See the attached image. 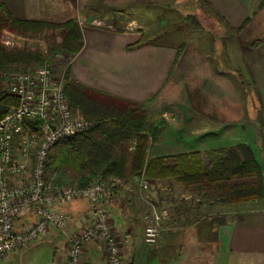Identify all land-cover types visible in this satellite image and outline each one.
Instances as JSON below:
<instances>
[{"label":"crops","instance_id":"1","mask_svg":"<svg viewBox=\"0 0 264 264\" xmlns=\"http://www.w3.org/2000/svg\"><path fill=\"white\" fill-rule=\"evenodd\" d=\"M188 1L0 0V4L21 21L87 23L80 28L83 47L69 60L75 83L141 104L159 118L155 121L159 125L170 119L171 111L179 110L185 127L200 126L189 135H214L225 128L234 131L246 118L251 123L253 116L264 111V0H196L197 8L210 18L197 26L186 18L189 9L178 6L190 7ZM177 9L179 20H185L178 40L161 32L170 28ZM169 128L152 149V157L203 151L183 146L180 132L170 139ZM228 133L223 134L232 140L234 134ZM136 184L115 180V190L106 200L111 228L127 264H236L232 258L237 253L264 257L262 209L233 219L172 213L158 244H145L146 207L136 197ZM93 207L88 200L56 205L68 215L71 235L91 222ZM56 235L60 233L55 228L46 234L50 240H56ZM61 251L57 264L65 262V248ZM84 259L85 264H108L104 244L93 242L85 248Z\"/></svg>","mask_w":264,"mask_h":264},{"label":"trees","instance_id":"2","mask_svg":"<svg viewBox=\"0 0 264 264\" xmlns=\"http://www.w3.org/2000/svg\"><path fill=\"white\" fill-rule=\"evenodd\" d=\"M4 29L33 37L58 31V34L47 37L50 51H63L72 57L83 47L82 32L76 21L62 25L21 21L0 4V35ZM57 38L61 39L60 43H57ZM259 45L257 43L254 47ZM40 60L39 52L9 49L0 42V120L19 105L1 74L20 71L21 67L28 70L31 64ZM65 80V91L73 112L88 121L91 129L85 134L62 140L55 147L49 157L47 174L55 175L61 181L68 176V182L80 186H87L97 178L114 185L115 180L137 182L146 170L149 178L171 177L201 199L229 203L264 199L261 167L249 147L239 145L224 149L220 155L208 152L209 164L206 166L202 163L201 152L152 160V147L148 140L158 137L160 127H150V121L142 114L141 104L122 101L75 83L70 78L69 69ZM27 220L21 221L20 227L32 222L29 217Z\"/></svg>","mask_w":264,"mask_h":264},{"label":"built area","instance_id":"3","mask_svg":"<svg viewBox=\"0 0 264 264\" xmlns=\"http://www.w3.org/2000/svg\"><path fill=\"white\" fill-rule=\"evenodd\" d=\"M1 78L19 105L0 120V262L55 228L68 238L64 264H84L85 248L96 241L104 244L108 264H127L106 206L115 186L101 178L80 186L47 174L55 147L91 129L88 121L73 112L64 77L56 76L51 65L43 64L36 70L3 73ZM142 183L148 187L147 181ZM75 199L88 200L94 207L91 222L71 235L69 217L56 205ZM26 217L32 222L20 227ZM166 220L168 217L155 216L149 222L146 244H156Z\"/></svg>","mask_w":264,"mask_h":264},{"label":"rangeland","instance_id":"4","mask_svg":"<svg viewBox=\"0 0 264 264\" xmlns=\"http://www.w3.org/2000/svg\"><path fill=\"white\" fill-rule=\"evenodd\" d=\"M188 2L190 4V7L188 8L185 7L184 4H180L178 6L183 9H189L187 15L188 17H186L187 20L189 21V24L191 25L196 24L197 26V24L201 20H204V23L210 21V18L206 17L205 15L206 13L203 14V12L197 8L200 6V4L196 0H189ZM178 12H179L178 9L175 10V12H173L174 17L171 20L172 25L170 26V28L161 29V32L167 31L169 34H172L176 38V40H178L180 36L181 33L180 31L183 27V22L185 21L184 19L179 20V17L181 15ZM127 21L128 22L131 21L130 16H127ZM86 24L87 23L83 21L82 23L80 22V24L78 25L81 28L83 25ZM141 32L143 31L141 30ZM50 34H58V31H54V33L50 32L48 34H42L40 36L33 37L30 35L23 36L4 29L0 35V42L9 49L18 48L23 50H29L32 52H39L42 56V60L36 61L33 64H31L29 69L36 70L43 64H49L52 66L56 76L64 77V79H66L67 71L69 69V60L72 56L71 54L63 51L51 52L49 47V42L47 41V37ZM60 42L61 39L57 38V43ZM21 69L23 70V67H21L19 70ZM178 94L179 91L176 88L174 95H176L177 101L179 100ZM174 101L175 100L172 101V104L174 103ZM14 108H12V110ZM143 113L146 115L145 118L147 119V121L148 122L150 121V127H154V128L160 127L158 137L155 140H152L151 138L148 140V144L152 147V149L156 145L157 146L159 145V141H160L159 138L161 137V135L164 133L165 129H167L168 126H170L168 133L169 135L168 137L170 139L172 138L170 135L172 136L177 135L178 137L179 136L178 132H180L181 135L179 138L181 141L184 142L183 146L190 147L195 151L203 150L201 152L202 154L201 160L204 166L209 164V159H207L206 156L208 152L219 153L220 155V153H222L224 149H229L239 145H244L249 147L250 150L253 152L257 162L261 167V171L264 178V111L263 113L260 112L259 114H257V116H253L251 123H249L250 119L246 118L244 120L245 121L244 125L241 124L242 127H236L234 131L233 129L232 130L230 129L228 130L230 131L229 133L225 128L221 130L219 133L217 132L214 133V135H212V133L210 132L201 136H193L192 134L189 135L190 132L194 133L200 130V126L189 125L185 127L184 122L186 121L181 119L180 117L181 113L179 112V110L171 111V115L169 114L170 119L169 120L166 119L169 122L171 121V124H168V122L164 120L165 123L164 125L161 124L162 126L159 125V123L155 122L156 120H159V118H157L154 115V113H152L151 110L143 109L142 114ZM184 129H186L187 132L184 131ZM225 132L230 134V137L231 134H234L232 136L233 139L229 140V138H227L223 134ZM174 142L175 144L178 143L177 141ZM131 150H134V147H132ZM150 159L154 160L152 154L150 156ZM169 165L171 166V164ZM48 175L49 178L53 176L50 173ZM65 177L66 178H62V180L66 179L68 181V176ZM138 179L139 182H137L136 184L137 185L136 197H138V199H140L141 201V204H144L146 207L143 212L144 235H145V229L147 228L149 222L152 221L155 216H157L158 218L159 217L169 218L172 213L177 214L182 212L185 214L186 212H192V213H197V214L200 213L209 216L211 215L215 216L216 214V215H220L221 217L229 216V218L232 217L238 218L243 216L244 214H247V212L249 211H257L260 209L264 210V199L252 200L244 203H229L220 200L218 201L217 199H211V200L201 199L200 197L194 196L190 192L185 190L184 187L176 183V181L171 179V177H167L165 179L158 177L157 180L153 178H149L146 174V170L142 172L141 176ZM142 181L144 182L147 181V186H148L147 188H144V184L142 183ZM75 200H83V199H75ZM22 221L27 222L28 221L27 217L22 219ZM166 221L164 222V227L160 232L159 239L164 231ZM55 238L56 240H50L45 235L44 237L39 239L36 243L32 244L28 248L18 249L13 251L12 253L7 254L0 262V264H57L56 262L57 258L60 255V252H62L61 249L64 248H65L64 259L66 260V253L68 252V248H69L67 241L66 244L65 242L63 243L64 241L63 238L65 240L66 238L61 234L60 236L56 235ZM116 239L118 238L116 237ZM159 239L156 242V244H152L150 246L157 245ZM232 259H234L236 264H264V257L254 258L253 255H248L243 253H237L236 255H234V258Z\"/></svg>","mask_w":264,"mask_h":264},{"label":"water","instance_id":"5","mask_svg":"<svg viewBox=\"0 0 264 264\" xmlns=\"http://www.w3.org/2000/svg\"><path fill=\"white\" fill-rule=\"evenodd\" d=\"M133 264V263H132Z\"/></svg>","mask_w":264,"mask_h":264}]
</instances>
